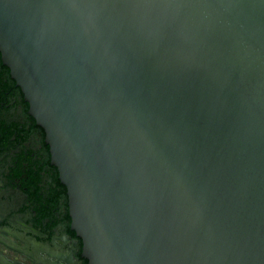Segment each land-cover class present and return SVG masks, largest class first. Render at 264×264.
Wrapping results in <instances>:
<instances>
[{"label":"water","instance_id":"95a60500","mask_svg":"<svg viewBox=\"0 0 264 264\" xmlns=\"http://www.w3.org/2000/svg\"><path fill=\"white\" fill-rule=\"evenodd\" d=\"M0 53L88 264H264V0H0Z\"/></svg>","mask_w":264,"mask_h":264},{"label":"flooded vegetation","instance_id":"af4514ba","mask_svg":"<svg viewBox=\"0 0 264 264\" xmlns=\"http://www.w3.org/2000/svg\"><path fill=\"white\" fill-rule=\"evenodd\" d=\"M71 222L46 133L0 53V264H85Z\"/></svg>","mask_w":264,"mask_h":264},{"label":"trees","instance_id":"16d2710c","mask_svg":"<svg viewBox=\"0 0 264 264\" xmlns=\"http://www.w3.org/2000/svg\"><path fill=\"white\" fill-rule=\"evenodd\" d=\"M74 234V233H73ZM85 264H88V262L87 261H85Z\"/></svg>","mask_w":264,"mask_h":264}]
</instances>
